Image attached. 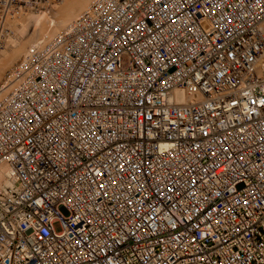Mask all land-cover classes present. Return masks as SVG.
Listing matches in <instances>:
<instances>
[{
	"label": "built area",
	"instance_id": "2783aa9c",
	"mask_svg": "<svg viewBox=\"0 0 264 264\" xmlns=\"http://www.w3.org/2000/svg\"><path fill=\"white\" fill-rule=\"evenodd\" d=\"M50 2L0 0V38ZM0 264H264V0H96L31 48L0 87Z\"/></svg>",
	"mask_w": 264,
	"mask_h": 264
},
{
	"label": "bare ground",
	"instance_id": "6f19581e",
	"mask_svg": "<svg viewBox=\"0 0 264 264\" xmlns=\"http://www.w3.org/2000/svg\"><path fill=\"white\" fill-rule=\"evenodd\" d=\"M95 1L96 0H70L69 3L67 2L68 4L66 6L59 10L55 9L56 3L51 5L50 2L48 8L39 7L37 10L34 9L32 14L21 15L25 14V10L28 9H22L15 15L9 14L7 16L8 25L11 28L15 26L13 30L16 29V32L12 35L11 32L7 31L8 29H3L1 31V34L6 32V34L3 35L4 37L0 38V40H5L4 47L8 43L9 44L6 46L7 50H4L3 53H1V50L4 47L0 49V87L6 83L8 78V75L6 76L4 73L9 72L11 67L14 68L22 58L28 54L31 48L39 45L40 42H50L60 36V34L65 33L77 18L90 9ZM23 11H25V13H21ZM19 16L20 19L17 18ZM15 18L18 20L16 19L17 21H13L14 26H12L13 24L11 25V21ZM47 19L49 20L48 26L45 27L43 26V22L45 23ZM27 36H30L29 39ZM7 170V168H4V171Z\"/></svg>",
	"mask_w": 264,
	"mask_h": 264
},
{
	"label": "rangeland",
	"instance_id": "374dc122",
	"mask_svg": "<svg viewBox=\"0 0 264 264\" xmlns=\"http://www.w3.org/2000/svg\"><path fill=\"white\" fill-rule=\"evenodd\" d=\"M67 2L69 3L70 0H51V5H53V4L56 3L55 9L59 10V9H61L62 7L66 6V5L68 4ZM58 7H59V8H58ZM34 9H35V8H29L28 10H25L26 13H25V11L21 12V13H25V14H21V15L23 16V15L32 14V12L34 11ZM35 10H37V9H35ZM41 10H42V9H41ZM48 12H50V11H48ZM48 12H47V13H48ZM34 13H35V12H34ZM9 14H11V15L14 14V15H15V14H17V13L14 12V11H11ZM9 14H8V12H7V13L5 12V16H6V15H9ZM17 18L20 19V16L17 17ZM17 18H15L14 20L11 21V25L13 24L12 26H14L13 21L15 22V20H16ZM47 18H48V17H47ZM18 19H17V20H18ZM75 19H76V18H75ZM17 20H16V21H17ZM48 21H49V20L47 19V21H45V23L43 22V26H45V27L48 26ZM6 28L8 29V32H11L12 35L16 32V29H14L15 31L13 30V28H15V26L11 28V27H9L8 23H7ZM13 31H14V32H13ZM62 32H64V31H62ZM28 35H29V34H28ZM14 36H15V35H14ZM27 37H28V36H27ZM29 37H30V36H29ZM29 37H28V39H29ZM26 40H27V39H26ZM8 44H9V43H8ZM8 44H7L6 46H8ZM6 46H5V47L3 46L4 48H2L1 53H3L4 50H7V49H6V48H7ZM15 65H16V64H15ZM15 65H14V66H15ZM11 68H12V67H11ZM11 68L9 69V72L11 71ZM12 69H13V68H12ZM7 70H8V69H7ZM9 72H7V73L5 72L4 74L7 76V75L9 74Z\"/></svg>",
	"mask_w": 264,
	"mask_h": 264
}]
</instances>
